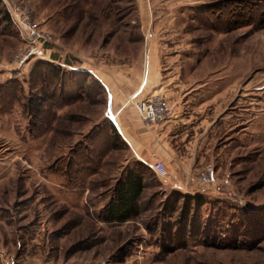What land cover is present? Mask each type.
Masks as SVG:
<instances>
[{"label":"rangeland","instance_id":"obj_1","mask_svg":"<svg viewBox=\"0 0 264 264\" xmlns=\"http://www.w3.org/2000/svg\"><path fill=\"white\" fill-rule=\"evenodd\" d=\"M8 1L0 0V65L21 81L23 98L0 106V264H264V0H17L44 36V57L24 62L28 43ZM150 40L190 94L199 165L182 180L208 201L175 200L169 175L143 166L136 214L104 221L136 161L124 144L111 146L108 91L93 71L110 83L123 68L129 88ZM54 58L70 74L64 81L46 69L32 75ZM209 164L211 184L198 178Z\"/></svg>","mask_w":264,"mask_h":264},{"label":"crops","instance_id":"obj_2","mask_svg":"<svg viewBox=\"0 0 264 264\" xmlns=\"http://www.w3.org/2000/svg\"><path fill=\"white\" fill-rule=\"evenodd\" d=\"M146 47L143 72L139 71L129 88H125L121 82L125 71L123 68L116 70V75L112 76L116 80H110V83L107 82L108 74L97 71H93V74L104 83L108 91L107 115L118 128L119 143L124 144L129 151V159L143 162L147 166L156 159L163 160L169 170L168 188L186 191L182 179L185 175H192L199 165L200 141L195 139L192 143V137L197 135L200 124L192 120L196 111L192 102H189L190 94L185 96L181 85L174 80L176 77L165 67L159 43L150 40ZM11 71L5 65H0V85L17 80ZM152 93L162 95L174 107L175 113L170 119L151 124L141 118L132 99ZM209 129V126L201 128L200 135H205ZM133 166L131 164L124 168L123 175Z\"/></svg>","mask_w":264,"mask_h":264},{"label":"trees","instance_id":"obj_3","mask_svg":"<svg viewBox=\"0 0 264 264\" xmlns=\"http://www.w3.org/2000/svg\"><path fill=\"white\" fill-rule=\"evenodd\" d=\"M53 61H55V58L54 60L51 59L50 61L39 62L35 66L34 73H32V75H34L35 77L37 76L36 74L38 73V70L46 69L49 72L48 75L52 76L53 79H56V81H64V78L67 76L69 77L70 74L64 72L61 64H55ZM89 74L91 75V73ZM33 78L32 81L35 80ZM73 78H77L80 80V82L85 84L87 82L88 77L85 74H77L76 76H73ZM96 79L97 78L93 77V80L96 81V83L100 87H102L103 82H98ZM103 86L105 87L104 84ZM48 87L50 88V86ZM48 87H46L45 91H49L47 90ZM30 88L33 92L35 90L37 91V83L31 82ZM105 91L107 92V89H105ZM22 98L23 86L20 80H12L3 85H0V106L3 111L10 110L14 104H16L17 102L20 103ZM29 104L30 107L33 106L34 110H38L42 106L40 99L36 100L35 98H33L32 95L29 98ZM107 128L110 131L108 133L111 134V136L109 137L113 140L111 142V146L114 147L119 143V130L112 119H109ZM143 166H145L147 170L151 171L152 173L154 172L146 164L142 162H136V164H134V166L131 167L128 172L117 181L116 186L114 188L113 197L110 202L105 206L102 212V219L104 221L125 222L131 219V217L136 214L139 206V201L142 197L145 188V175L143 171ZM206 194V192L202 191H179L177 194H175L177 196L175 200L179 201L180 198L178 196H180L184 198L186 202L189 203L193 199L197 200L199 203H203L204 201H208V196ZM189 207L191 206L189 205ZM213 226H215V224Z\"/></svg>","mask_w":264,"mask_h":264},{"label":"built area","instance_id":"obj_4","mask_svg":"<svg viewBox=\"0 0 264 264\" xmlns=\"http://www.w3.org/2000/svg\"><path fill=\"white\" fill-rule=\"evenodd\" d=\"M8 5V11L12 21L20 27L28 43L27 47L19 56V61L24 62L31 56L44 57L45 51L43 43L41 42V37L44 36L33 23L28 7L17 0H9ZM134 99V106L145 122L156 124L164 122L173 116V107L159 94H152L140 98L134 97ZM149 166L160 177H167L169 175V171L163 160L156 159ZM198 178L207 184L215 182L213 165H207L204 172L199 174Z\"/></svg>","mask_w":264,"mask_h":264}]
</instances>
